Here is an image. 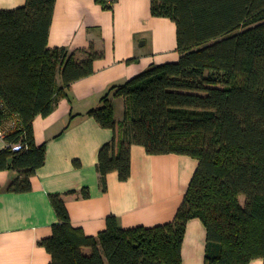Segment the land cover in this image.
<instances>
[{
	"label": "trees",
	"instance_id": "trees-1",
	"mask_svg": "<svg viewBox=\"0 0 264 264\" xmlns=\"http://www.w3.org/2000/svg\"><path fill=\"white\" fill-rule=\"evenodd\" d=\"M96 1L112 10L116 0ZM56 2L27 0L0 10V130L7 144L0 172L18 174L11 193L30 192L31 178L45 165L35 119L50 116L61 98L71 101V85L91 76L104 56L91 48L78 62L67 48L48 47ZM151 11L175 23L179 61L110 86L87 116L114 132L98 155L104 192L109 174L130 179L136 145L152 156L198 161L183 204L172 223L125 230L110 216L106 229L90 237L73 226L65 203L66 196L88 199L89 189L51 194L58 222L39 245L51 264H183L187 223L200 219L207 230L205 264L264 261V0H151ZM113 97L125 102L119 124Z\"/></svg>",
	"mask_w": 264,
	"mask_h": 264
},
{
	"label": "crops",
	"instance_id": "crops-1",
	"mask_svg": "<svg viewBox=\"0 0 264 264\" xmlns=\"http://www.w3.org/2000/svg\"><path fill=\"white\" fill-rule=\"evenodd\" d=\"M26 1L0 0V10L18 9ZM48 47H65L76 53L78 62L86 60L91 48L104 56L94 62L91 76L71 85V101L61 98L50 116L35 119V141L46 144V161L31 178L32 190L9 192L18 174L0 172V264H51V255L39 245L52 236V227L58 222L51 194L89 189L88 199L65 197L73 226L87 236L103 232L110 216L125 230L153 228L174 221L198 167V161L191 157L152 156L144 147L134 145L130 179L121 182L117 173H111L107 191L101 187L98 155L114 132L87 113L100 106L110 86L125 84L152 65L180 59L176 25L170 19L154 17L151 0H116L112 10L103 9L96 0H57ZM112 103L119 124L124 120L125 102L113 97ZM6 147L0 139V151ZM206 243L202 221L189 220L182 246L183 264H205ZM82 252L90 255L92 250L83 248ZM250 264L264 261L255 259Z\"/></svg>",
	"mask_w": 264,
	"mask_h": 264
},
{
	"label": "built area",
	"instance_id": "built-area-1",
	"mask_svg": "<svg viewBox=\"0 0 264 264\" xmlns=\"http://www.w3.org/2000/svg\"><path fill=\"white\" fill-rule=\"evenodd\" d=\"M115 0H106V2L112 4ZM3 108V103L0 99V110ZM4 138V132L2 130H0V139ZM15 151H19L21 149L20 145H15L13 148Z\"/></svg>",
	"mask_w": 264,
	"mask_h": 264
},
{
	"label": "rangeland",
	"instance_id": "rangeland-1",
	"mask_svg": "<svg viewBox=\"0 0 264 264\" xmlns=\"http://www.w3.org/2000/svg\"><path fill=\"white\" fill-rule=\"evenodd\" d=\"M241 202L244 203V198L243 197H241Z\"/></svg>",
	"mask_w": 264,
	"mask_h": 264
}]
</instances>
